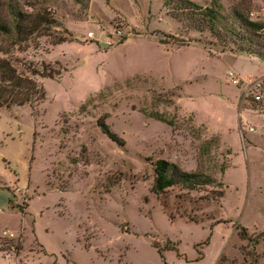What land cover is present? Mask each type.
I'll use <instances>...</instances> for the list:
<instances>
[{
  "label": "rangeland",
  "instance_id": "obj_1",
  "mask_svg": "<svg viewBox=\"0 0 264 264\" xmlns=\"http://www.w3.org/2000/svg\"><path fill=\"white\" fill-rule=\"evenodd\" d=\"M218 2L211 34L162 0H12L56 24L7 57L59 75L32 77L41 102L0 108V264H244L236 226L264 231V93L245 98L226 72L264 81V0ZM157 159L215 183L154 195ZM253 250L264 264V239Z\"/></svg>",
  "mask_w": 264,
  "mask_h": 264
},
{
  "label": "trees",
  "instance_id": "obj_2",
  "mask_svg": "<svg viewBox=\"0 0 264 264\" xmlns=\"http://www.w3.org/2000/svg\"><path fill=\"white\" fill-rule=\"evenodd\" d=\"M162 5L169 8L176 19L185 16L197 30L205 28L209 33L215 34L220 25L223 27L221 24L223 18L218 0H210L209 5L205 7L189 0H162ZM5 8V13L0 15V54L2 55L0 56V108L9 109L12 105H32L41 102L44 99V90L32 77L39 76L54 79L59 75V70L47 64H41L40 69L37 70L20 61L16 62H18V66L20 65L22 71L19 73L16 70L12 60L7 57L10 48L15 45L19 46L33 37L47 35L56 22L48 13L27 14L20 11L16 5L12 4V0H8ZM232 20L237 23L240 29L246 32H257L261 29L260 23L249 21L241 15L239 10L232 11ZM56 42H64V39H58ZM240 50L244 53L256 54L248 49ZM256 55L259 57L258 54ZM79 110H81V107ZM147 116L168 126L172 124L171 120L165 119L157 112L149 113ZM96 126L110 141L119 146L123 145V141L109 130L103 119H97ZM152 172L153 176L149 191L158 196L173 186L186 190H196L215 183L210 175L182 171L176 164L163 159H157L152 163ZM25 207L23 208L22 205L15 206L21 214L25 213ZM236 230L237 235L246 240L248 247L251 248L249 251L243 252L244 264H257L253 247L259 240L264 239V231L252 237H247L243 227L236 226ZM206 241H208V238H206Z\"/></svg>",
  "mask_w": 264,
  "mask_h": 264
},
{
  "label": "built area",
  "instance_id": "obj_3",
  "mask_svg": "<svg viewBox=\"0 0 264 264\" xmlns=\"http://www.w3.org/2000/svg\"><path fill=\"white\" fill-rule=\"evenodd\" d=\"M90 36V34H89ZM227 80L233 85L241 89V93L245 98H249L253 102H260L264 93V81L260 79L243 80L236 77L232 71L226 72ZM251 131V129H249ZM6 232H3L5 234Z\"/></svg>",
  "mask_w": 264,
  "mask_h": 264
},
{
  "label": "crops",
  "instance_id": "obj_4",
  "mask_svg": "<svg viewBox=\"0 0 264 264\" xmlns=\"http://www.w3.org/2000/svg\"><path fill=\"white\" fill-rule=\"evenodd\" d=\"M252 130V129H251ZM7 232V231H6ZM8 233V232H7ZM9 234V233H8Z\"/></svg>",
  "mask_w": 264,
  "mask_h": 264
}]
</instances>
